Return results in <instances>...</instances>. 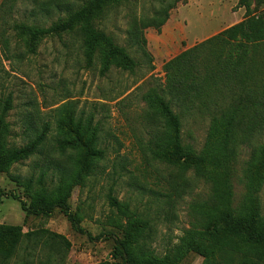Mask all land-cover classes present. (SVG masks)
Here are the masks:
<instances>
[{"label":"rangeland","instance_id":"374dc122","mask_svg":"<svg viewBox=\"0 0 264 264\" xmlns=\"http://www.w3.org/2000/svg\"><path fill=\"white\" fill-rule=\"evenodd\" d=\"M87 1L0 0V35L9 38L11 47L7 59L0 52L5 70L2 93H11L13 102L7 118L12 132L9 143L22 147L32 136L31 128L51 125V133L36 156L14 166L9 175H0V189L15 193L27 204L16 181L36 178L42 172H48L50 179L53 171H62L65 164L66 157L54 151L57 133L53 119H81L94 132L95 147L103 157L94 164L83 186L72 192L68 204L91 240L75 233L59 211L46 219H25L20 203L12 199L0 203V226H19L23 233L43 230L68 242V249L53 243L43 249L41 245L33 246L31 264H123L111 258L124 222L110 205L109 199L113 198L149 223V239L142 243L141 250L157 257L168 256L172 264H203V258L188 243L200 229L214 189L193 172L151 159L149 149L162 124L154 122L151 126L142 95L164 83L163 67L167 62L245 18L256 16L264 10V0H187L177 4L159 30L146 28L141 32L150 60L130 41L129 20L152 18L155 11L163 16L161 9L174 0H129L111 8L95 26L127 49L138 64L133 72L115 68L104 72L103 58L88 67L76 36L46 38L34 56L23 55V46L15 45L14 34L7 29L13 21L49 27ZM181 122L183 144L200 152L207 136V122L183 116ZM259 142L264 143V134ZM246 154L248 150L243 149L239 166L229 180L233 206L243 200L240 177ZM259 206L264 214V183ZM213 264L244 263L222 255Z\"/></svg>","mask_w":264,"mask_h":264},{"label":"trees","instance_id":"16d2710c","mask_svg":"<svg viewBox=\"0 0 264 264\" xmlns=\"http://www.w3.org/2000/svg\"><path fill=\"white\" fill-rule=\"evenodd\" d=\"M186 1L174 0L161 9L163 16L155 11L152 18H130L129 39L144 57L149 55L141 32L146 28L159 30L167 22L169 11ZM127 3L129 0H88L49 27L13 21L7 29L14 34L15 45L23 46V55L34 56L46 38L76 36L88 67L103 58L104 72L109 68L133 72L138 64L127 49L95 26L111 8ZM0 52L6 59L11 54L6 35H0ZM163 72L164 83L142 95L150 125L162 124L149 149L151 159L193 172L215 192L189 247L203 258V264H213L222 255L239 258L244 264H264V214L259 206L264 183V143L259 142L264 134V10L182 52L164 65ZM3 75L0 61V175H9L14 166L42 150L51 125L28 129L32 136L22 147L9 143L12 132L7 118L13 102L11 93H2ZM181 116L208 124L205 144L198 153L183 144ZM53 121L57 133L54 151L66 157L62 171H53L50 179L48 172H42L36 178L17 180L27 204L15 193L1 189L0 203L3 199L19 202L25 219H46L59 211L75 233L91 240L68 202L72 192L91 175L103 152L95 147L94 132L81 119L74 121L68 116L62 120L57 116ZM243 149L248 150L240 177L244 196L239 206H233L229 180L239 166ZM109 202L124 220L120 239L111 252L112 260L123 264H172L168 256L157 257L141 250L142 243L149 239V223L140 213L123 208L113 198ZM51 243L70 247L63 237L47 231L23 233L22 227L1 225L0 264H31L33 246L41 245L43 249Z\"/></svg>","mask_w":264,"mask_h":264}]
</instances>
